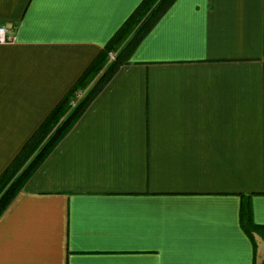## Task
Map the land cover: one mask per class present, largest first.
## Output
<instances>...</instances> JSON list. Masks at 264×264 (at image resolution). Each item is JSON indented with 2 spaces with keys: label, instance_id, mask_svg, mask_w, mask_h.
I'll return each mask as SVG.
<instances>
[{
  "label": "crops",
  "instance_id": "0c3cea01",
  "mask_svg": "<svg viewBox=\"0 0 264 264\" xmlns=\"http://www.w3.org/2000/svg\"><path fill=\"white\" fill-rule=\"evenodd\" d=\"M143 0H0V176ZM264 0H176L0 217V264H262Z\"/></svg>",
  "mask_w": 264,
  "mask_h": 264
},
{
  "label": "trees",
  "instance_id": "16d2710c",
  "mask_svg": "<svg viewBox=\"0 0 264 264\" xmlns=\"http://www.w3.org/2000/svg\"><path fill=\"white\" fill-rule=\"evenodd\" d=\"M176 0H143L119 31L103 47L88 69L49 113L41 126L24 145L10 167L0 176V217L24 184L39 168L56 145L71 131L78 119L109 83ZM115 58L109 61V53ZM81 97L77 99V94ZM240 227L253 240L264 241V227L253 222L249 205L240 211ZM264 264V260L262 262Z\"/></svg>",
  "mask_w": 264,
  "mask_h": 264
},
{
  "label": "built area",
  "instance_id": "2783aa9c",
  "mask_svg": "<svg viewBox=\"0 0 264 264\" xmlns=\"http://www.w3.org/2000/svg\"><path fill=\"white\" fill-rule=\"evenodd\" d=\"M13 42V37L7 35V29L0 26V44H9ZM110 59H114V54H110ZM81 93L77 94V99L81 97Z\"/></svg>",
  "mask_w": 264,
  "mask_h": 264
},
{
  "label": "rangeland",
  "instance_id": "374dc122",
  "mask_svg": "<svg viewBox=\"0 0 264 264\" xmlns=\"http://www.w3.org/2000/svg\"><path fill=\"white\" fill-rule=\"evenodd\" d=\"M111 53L114 54V58H115L116 53H115V52H110L109 55H110ZM109 61H112V60L110 59V56H109ZM259 247H260V252H262V250H263V248H264V243L261 242L260 245H259Z\"/></svg>",
  "mask_w": 264,
  "mask_h": 264
}]
</instances>
